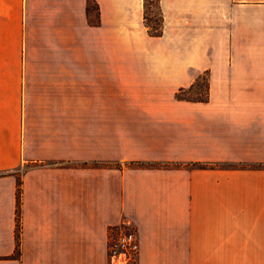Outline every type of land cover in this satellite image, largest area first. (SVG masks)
I'll use <instances>...</instances> for the list:
<instances>
[{"label":"crops","instance_id":"crops-1","mask_svg":"<svg viewBox=\"0 0 264 264\" xmlns=\"http://www.w3.org/2000/svg\"><path fill=\"white\" fill-rule=\"evenodd\" d=\"M89 1L0 0V264H264V0Z\"/></svg>","mask_w":264,"mask_h":264},{"label":"trees","instance_id":"trees-1","mask_svg":"<svg viewBox=\"0 0 264 264\" xmlns=\"http://www.w3.org/2000/svg\"><path fill=\"white\" fill-rule=\"evenodd\" d=\"M89 16L93 23L99 24L101 22V13L99 10V5L95 0L89 1L88 6ZM145 21L149 31L152 35L160 36L164 32V15L161 7V0H145ZM203 79L207 80L206 75L201 77L192 87L184 88L177 93V97L180 99H191V100H208L210 98V92L208 89L206 95H203V90L200 88L202 86ZM197 90V95H188ZM22 180L19 181L18 188V227H19V237L21 229V209H22Z\"/></svg>","mask_w":264,"mask_h":264},{"label":"built area","instance_id":"built-area-1","mask_svg":"<svg viewBox=\"0 0 264 264\" xmlns=\"http://www.w3.org/2000/svg\"><path fill=\"white\" fill-rule=\"evenodd\" d=\"M110 237V252L114 263L130 264L139 257L141 243L136 228L129 227L119 231L118 236Z\"/></svg>","mask_w":264,"mask_h":264},{"label":"rangeland","instance_id":"rangeland-1","mask_svg":"<svg viewBox=\"0 0 264 264\" xmlns=\"http://www.w3.org/2000/svg\"><path fill=\"white\" fill-rule=\"evenodd\" d=\"M200 88H202V90H203V95H206V90H207V80L206 79H203V81H202V86L200 87ZM197 90L196 91H194V92H192V93H190V94H188V95H193V96H196L197 95ZM118 233H119V231H113V238H115V237H117L118 236ZM130 264H137V261L136 262H131Z\"/></svg>","mask_w":264,"mask_h":264}]
</instances>
